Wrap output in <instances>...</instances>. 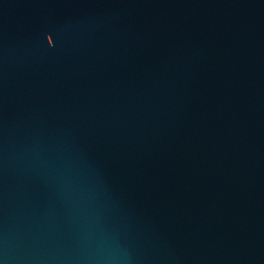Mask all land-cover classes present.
<instances>
[{"label":"water","instance_id":"95a60500","mask_svg":"<svg viewBox=\"0 0 264 264\" xmlns=\"http://www.w3.org/2000/svg\"><path fill=\"white\" fill-rule=\"evenodd\" d=\"M0 264H264V0H0Z\"/></svg>","mask_w":264,"mask_h":264}]
</instances>
